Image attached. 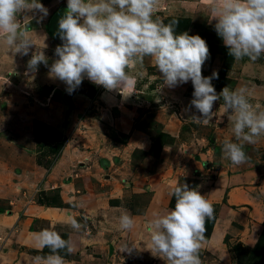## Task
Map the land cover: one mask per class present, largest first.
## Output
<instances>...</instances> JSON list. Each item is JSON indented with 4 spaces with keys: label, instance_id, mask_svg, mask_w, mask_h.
Wrapping results in <instances>:
<instances>
[{
    "label": "rangeland",
    "instance_id": "rangeland-1",
    "mask_svg": "<svg viewBox=\"0 0 264 264\" xmlns=\"http://www.w3.org/2000/svg\"><path fill=\"white\" fill-rule=\"evenodd\" d=\"M40 2L48 9L47 16L41 19L42 14L39 12L22 11L18 15V22L20 24L29 18L27 24L20 26L21 30L38 28L44 31L40 32L41 43L36 42L26 56L18 53V56L21 55L19 61L25 67L21 78H14L9 74L6 80H0V120L9 121V116L13 115L15 117L13 120L17 118V122L27 130L29 123L33 122L37 143L34 152L37 155L35 163L46 169L54 162L63 147H73L78 151L80 161H76L66 174L72 178L80 174L76 182L82 178L84 180L91 178L93 187H100V184L104 183V176L112 174L116 178L118 176L116 174L120 175L126 168L132 170V178L148 180L146 177H157L160 174L165 179L162 182L158 176L160 177L158 180L161 183L168 182L171 174L169 171H175V161L179 162V165L183 164L184 168H178L179 171H185L186 168L189 171L192 166H196L184 151L188 146L189 149L195 146L198 153L210 151L208 158L217 164L223 141L226 138L234 139L223 100L216 102L213 118L207 123L195 122L189 118L193 113L199 115L190 107L194 91L191 81L174 88L163 86L161 74L149 57H145L142 63H132L125 69L131 77V83L121 87L120 91L106 90L85 77L83 81L95 88V95L88 98L82 93H76L71 97L70 106L65 100L68 94L67 85L49 76V67L58 58L55 49L62 43L58 36V20L67 7V0ZM211 4L212 0H159L154 17L159 16L163 20L168 17H179L186 20L185 30L176 31L200 35L206 41L210 54L202 66V75L211 76L214 71L218 73V78L212 80L216 92L219 93L224 87L232 90L246 88L249 102L264 109V54L255 61L248 57L236 60L229 56L228 49L214 30L215 20H211L213 15ZM3 42L0 41L2 44L0 47H5ZM36 50L43 51L48 66L41 63L35 72H31L27 69V63L32 52ZM9 66L11 69V65ZM8 80L14 81L15 84L11 85ZM36 122L41 125H36ZM20 151L26 157L24 161L30 160L27 156L29 149ZM29 163L30 161H26L19 170L26 171ZM125 175L130 177V172ZM35 186V190L32 191L35 196L33 201L41 203L51 184L43 187L40 182ZM18 189L16 187L14 191L19 192ZM54 191L58 193V188L54 187ZM22 192H26L24 188ZM149 197L148 194L142 196L141 209ZM50 202L52 201L47 203ZM157 204L162 207L159 201ZM67 206L73 208L74 204ZM6 207L4 201H0L1 213L6 211ZM18 213L21 218L18 224L21 225L23 210H19ZM249 220L250 217L245 222L241 219L242 227L245 223V228H248ZM83 223H88V220L83 218ZM54 228L52 230L63 239V230L59 226ZM242 232L245 238L249 230L245 229ZM0 240L5 241L7 238L3 236ZM118 240L115 243L120 245ZM238 244L240 247H234L238 257L251 256L249 253H252L251 248L254 245ZM131 247L130 243L129 250ZM43 252L46 253L45 250ZM43 252L34 253V257L46 256L42 254ZM28 253L31 254L30 251ZM59 254L67 263L76 259L74 254H67L63 249ZM123 254L117 257L119 260L114 264H165L153 254L142 260L141 256L145 255L136 254L135 249ZM252 255L254 256L253 253ZM200 259L202 264H217L206 253H200Z\"/></svg>",
    "mask_w": 264,
    "mask_h": 264
},
{
    "label": "clouds",
    "instance_id": "clouds-1",
    "mask_svg": "<svg viewBox=\"0 0 264 264\" xmlns=\"http://www.w3.org/2000/svg\"><path fill=\"white\" fill-rule=\"evenodd\" d=\"M158 3L159 0H67L58 20L62 43L55 49L58 58L49 67V76L64 82L68 94L85 77L106 90L120 91L131 83L125 69L149 57L161 74L163 86L174 88L191 81L194 91L190 107L199 115L193 113L189 118L195 122L207 123L213 118L216 102L223 100L234 139L223 141L222 158L233 165L245 163V144H254L264 135V110L249 102L246 88L224 87L216 92L212 80L218 78V73L202 75V66L210 54L206 41L187 31L177 33L175 20L166 24L161 17H154ZM22 11L39 12L43 19L48 9L40 0H0V36L12 52L26 56L34 44L20 28L18 15ZM211 13L214 30L229 56L255 61L264 54V0H212ZM41 63L48 66L47 57L36 50L27 69L35 72ZM170 195L175 198L174 208L149 223L148 250L165 264H202L204 223L213 216V206L186 183L175 186ZM118 223L121 229L131 230L134 218L122 213ZM36 235L50 251L46 256H36L35 264H67L59 254L68 248L67 241L48 228ZM134 249L124 248L129 252Z\"/></svg>",
    "mask_w": 264,
    "mask_h": 264
},
{
    "label": "crops",
    "instance_id": "crops-1",
    "mask_svg": "<svg viewBox=\"0 0 264 264\" xmlns=\"http://www.w3.org/2000/svg\"><path fill=\"white\" fill-rule=\"evenodd\" d=\"M28 19L20 23V26L27 24ZM22 31L31 38L33 46L36 42L41 43L40 32L44 31L38 28ZM0 41H4L3 36H0ZM4 46L0 47V80H6L9 74L19 79L25 71L19 61L21 55L12 53L6 44ZM10 83L15 84L14 81ZM260 110L264 109L261 107ZM13 118L15 117L11 115V121L0 120V201H4L7 206L6 211L0 212V239L3 236L7 238L5 241L0 240V264H35L34 253L40 254L45 250L46 253L42 254L47 255L50 251L48 247L41 245L36 234L42 229H53L55 226L63 230V240L68 242V248L71 249L69 251L65 248L64 252L76 257L67 264H114L119 260L117 257L127 253L124 248L130 243L135 247L136 254L141 256L143 253L145 256H141V259L146 260L152 254L148 250L149 223L171 208L173 197L170 192L183 183L196 188L213 206L214 222L209 231L204 226L200 253H206L217 264H234L232 245L242 243L243 246L248 243L253 246L262 232L264 135L254 144L244 146L248 159L240 165H233L229 160L223 159L221 152L215 164L208 158L210 151L198 153L195 146L192 149L188 146L184 150L187 155L184 154L189 155L196 166H192L189 171L187 168L179 171L178 168H184L183 164L179 165L175 161V171H169L171 174L168 182L161 183L158 180L160 174L159 178L151 176L146 177L148 180L135 179L131 177L132 170L126 168L120 175L116 174V178L112 174L104 176V183L98 188L93 187L91 178H82L83 180L76 182L80 174L74 175L75 178L66 174L76 161H80L78 151L73 147H63L46 169L35 163L37 143L33 122L29 123L27 130L17 122V118ZM26 149H29L27 156L30 160H26L30 161L29 167L27 166L26 171H20L19 168L26 162V157L20 150ZM129 172L130 177H127L125 174ZM161 179L164 182L165 177L162 176ZM40 182L43 187L51 184L41 203L33 201L35 196L32 193L35 185ZM16 187L19 192L14 191ZM54 187L58 188V193L54 191ZM23 188L25 193L22 192ZM145 194L150 197L141 209V198ZM48 201L52 202L47 203ZM158 201L162 207L157 206ZM71 203L74 204L73 208L67 206ZM21 209L23 223L19 225L18 220L21 218L18 211ZM122 213L134 218L131 230L119 227L118 218ZM248 217V228H245V223L242 227L241 219L245 222ZM83 218L88 223H83ZM245 229L249 232L244 238L242 230ZM116 240L120 245L124 240L125 243L120 246L115 243Z\"/></svg>",
    "mask_w": 264,
    "mask_h": 264
},
{
    "label": "trees",
    "instance_id": "trees-1",
    "mask_svg": "<svg viewBox=\"0 0 264 264\" xmlns=\"http://www.w3.org/2000/svg\"><path fill=\"white\" fill-rule=\"evenodd\" d=\"M171 20H175L178 22L176 25L177 30L178 29L185 30L186 22H187L186 20H184L183 18H179V17H168L164 20V22L167 24ZM36 125H41V124L36 122ZM35 137H36V135H35ZM37 138H39V137L37 136ZM174 206H175V198L173 197L171 200V203H170V207L174 208ZM213 222H214V212H213V216L211 218L205 219L204 226L207 227L208 231L211 229ZM262 226H263V229H262V232H261L258 240L255 243V245L251 248L252 253L254 254L255 257L252 255L251 252L249 253V254H251V256H248L247 258L238 257L237 253L235 252L234 247H236V246L240 247L239 244H235L234 246H232L231 251L234 254L235 264H264V220H263ZM208 231H207L206 235L208 234Z\"/></svg>",
    "mask_w": 264,
    "mask_h": 264
},
{
    "label": "water",
    "instance_id": "water-1",
    "mask_svg": "<svg viewBox=\"0 0 264 264\" xmlns=\"http://www.w3.org/2000/svg\"><path fill=\"white\" fill-rule=\"evenodd\" d=\"M76 93H82L88 98H93V96L95 95V88L87 82L82 81V84L75 91L65 96V100L69 103L70 106L72 104L71 97Z\"/></svg>",
    "mask_w": 264,
    "mask_h": 264
}]
</instances>
